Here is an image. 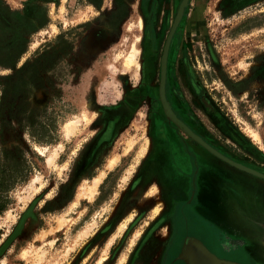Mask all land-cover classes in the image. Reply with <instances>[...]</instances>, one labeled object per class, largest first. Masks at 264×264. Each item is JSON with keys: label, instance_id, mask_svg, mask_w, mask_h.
<instances>
[{"label": "rangeland", "instance_id": "obj_1", "mask_svg": "<svg viewBox=\"0 0 264 264\" xmlns=\"http://www.w3.org/2000/svg\"><path fill=\"white\" fill-rule=\"evenodd\" d=\"M180 1L0 0V264H160L161 198L129 190L154 124L189 138L159 99ZM235 10L188 1L164 93L196 135L244 158L225 133L264 153V1ZM136 37L141 68L111 66Z\"/></svg>", "mask_w": 264, "mask_h": 264}, {"label": "flooded vegetation", "instance_id": "obj_2", "mask_svg": "<svg viewBox=\"0 0 264 264\" xmlns=\"http://www.w3.org/2000/svg\"><path fill=\"white\" fill-rule=\"evenodd\" d=\"M224 8L230 16L240 12ZM184 12L185 9L183 15ZM182 18L177 28L182 23ZM176 117L197 134L192 125L178 115ZM177 133V129L172 126L154 124L150 128L149 150L139 160L137 173L129 190L135 193L153 189L152 192L159 194L161 198L162 214L154 229L165 230L166 242L160 264H186L177 257L187 238L200 241L219 259L237 264H256L243 253L242 244L237 238L222 233L206 219V214L215 201L211 193V182H208L212 176L213 179L216 178L213 174V160L205 154H196L194 148L199 145L189 138L179 137L180 134ZM204 141L209 144L207 140ZM203 207L206 211H203ZM221 240L241 245L238 244L236 249L229 250Z\"/></svg>", "mask_w": 264, "mask_h": 264}, {"label": "crops", "instance_id": "obj_3", "mask_svg": "<svg viewBox=\"0 0 264 264\" xmlns=\"http://www.w3.org/2000/svg\"><path fill=\"white\" fill-rule=\"evenodd\" d=\"M223 7L229 10L253 6L261 0H220ZM198 18V17H197ZM227 142L239 151L244 158L253 164L245 162L226 150H218L229 159L264 174V153L250 145L247 138L236 136L228 128ZM216 149V148H215ZM196 154H205L213 160V174L218 179L211 182L212 202L206 219L216 229L242 242L241 250L254 263L264 264V180L235 169L216 159L199 146L194 148ZM210 178V177H209ZM209 187V186H208Z\"/></svg>", "mask_w": 264, "mask_h": 264}, {"label": "water", "instance_id": "obj_4", "mask_svg": "<svg viewBox=\"0 0 264 264\" xmlns=\"http://www.w3.org/2000/svg\"><path fill=\"white\" fill-rule=\"evenodd\" d=\"M187 1L189 0H181L174 20L170 26L168 34L165 39V43L162 50L161 60H160V81H159V99L161 101L164 113L166 117L175 124L184 134H186L190 139H192L195 143L199 146L203 147L208 153L216 157L217 159L221 160L222 162L226 163L227 165L258 177L264 180V174L260 173L254 169L246 167L242 164H239L228 157L224 156L222 153L217 151L211 145L206 143L201 137L193 133L183 122H181L177 117L170 113L168 109V104L165 99L164 93V84H165V74H166V61H167V53L169 49V45L173 34L182 18L183 11L187 6ZM179 260L184 261L186 264H237L234 262L226 261L217 258L214 254L209 252L205 246L198 240L193 238H187L184 242L181 252L177 257Z\"/></svg>", "mask_w": 264, "mask_h": 264}, {"label": "bare ground", "instance_id": "obj_5", "mask_svg": "<svg viewBox=\"0 0 264 264\" xmlns=\"http://www.w3.org/2000/svg\"><path fill=\"white\" fill-rule=\"evenodd\" d=\"M187 3H188V1H187ZM141 23V27H142V22H140ZM132 27L131 26H129L127 29L128 30H130ZM139 42H140V40H139V38H134L133 39V41H132V44L130 45V48H129V51H128V53L127 54H125L124 56H121V58L117 61V62H113V64L111 65V66H113L114 65V67L115 68H118V65H119V63H122V64H124V66L128 69V70H130V68H132V67H138V69L139 68H141L140 67V64L138 63V61H137V58H138V55H139V50H138V44H139ZM123 57V58H122ZM115 59V58H114ZM116 70H118V69H116ZM83 113V112H82ZM84 114L87 116V114L84 112ZM89 119V118H88ZM73 124H75L74 122L72 123V124H70V122H69V125H67V127H66V130H67V133H71V131L73 132V129H75L76 128V126L74 127L73 126ZM255 139H258V137L257 136H255ZM41 151V150H40ZM53 160H55V159H52V158H48V160H47V162H48V164L50 165H52V163H53ZM112 164V163H111ZM50 165V166H51ZM37 179V178H36ZM38 180V179H37ZM36 181V180H35ZM99 183H100V179H96L95 181H94V186H92V187H90L89 189H88V194H87V196H88V198H90V199H92L93 198V196H94V193L96 192V188H97V186L99 185ZM42 188V187H41ZM156 214H157V211H156ZM27 252V251H26ZM26 252H24L23 254H26Z\"/></svg>", "mask_w": 264, "mask_h": 264}, {"label": "trees", "instance_id": "obj_6", "mask_svg": "<svg viewBox=\"0 0 264 264\" xmlns=\"http://www.w3.org/2000/svg\"><path fill=\"white\" fill-rule=\"evenodd\" d=\"M243 160L245 162H248V163H252V161H250L249 159L247 158H243ZM6 177H4L2 174L0 175V190L4 191L5 188H6ZM4 210V207H3V203H0V213Z\"/></svg>", "mask_w": 264, "mask_h": 264}]
</instances>
